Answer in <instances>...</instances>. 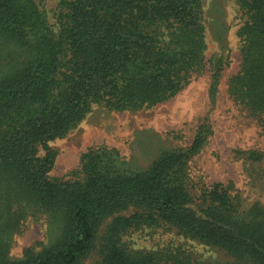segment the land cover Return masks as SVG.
Returning a JSON list of instances; mask_svg holds the SVG:
<instances>
[{"label": "trees", "instance_id": "trees-1", "mask_svg": "<svg viewBox=\"0 0 264 264\" xmlns=\"http://www.w3.org/2000/svg\"><path fill=\"white\" fill-rule=\"evenodd\" d=\"M236 1L242 60L229 90L264 118V0ZM45 2L0 0V264H264V203L233 182L191 177L205 126L189 146L166 148L143 167L92 146L70 177L51 174L50 143L94 106L155 108L207 68L216 94L228 63L207 58L204 0H59L54 23ZM245 156L264 161L260 151ZM39 218L50 226L49 242L13 259V237ZM145 229L175 233L227 260L204 261L182 247L133 248L127 238Z\"/></svg>", "mask_w": 264, "mask_h": 264}, {"label": "rangeland", "instance_id": "rangeland-1", "mask_svg": "<svg viewBox=\"0 0 264 264\" xmlns=\"http://www.w3.org/2000/svg\"><path fill=\"white\" fill-rule=\"evenodd\" d=\"M204 4L209 29L207 58H223L228 63L216 94L212 95V74L207 68L176 97L155 108L130 113L94 106L75 130L50 143L56 153L53 176L70 177L92 146L117 149L122 159L143 167L166 148L189 146L199 127L205 126L208 134L203 148L190 164L193 180L207 185L233 182L249 199L264 203V161L248 162L245 156L249 151L264 153V118L236 102L229 90V80L239 72L242 60L238 32L243 15L236 0H204ZM58 5L59 0L45 2L53 23ZM222 23L228 30L225 48L218 42L225 35ZM49 232L45 218L28 219L23 231L13 237L10 256L18 259L29 247L41 249L49 242ZM127 240L135 249L182 247L204 261L227 260L213 248L162 229H145Z\"/></svg>", "mask_w": 264, "mask_h": 264}]
</instances>
